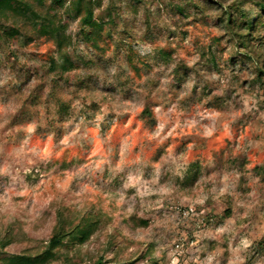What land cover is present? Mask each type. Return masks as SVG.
Wrapping results in <instances>:
<instances>
[{
	"label": "clouds",
	"instance_id": "obj_1",
	"mask_svg": "<svg viewBox=\"0 0 264 264\" xmlns=\"http://www.w3.org/2000/svg\"><path fill=\"white\" fill-rule=\"evenodd\" d=\"M262 242L264 0H0V264H264Z\"/></svg>",
	"mask_w": 264,
	"mask_h": 264
},
{
	"label": "trees",
	"instance_id": "obj_2",
	"mask_svg": "<svg viewBox=\"0 0 264 264\" xmlns=\"http://www.w3.org/2000/svg\"><path fill=\"white\" fill-rule=\"evenodd\" d=\"M96 222L97 221H92L91 219L81 221L82 227L80 226L78 227H80V235L82 239H87L88 236L91 235L95 226L97 225ZM141 223H147V222L141 221ZM58 242H59L58 240H54L52 243L56 244ZM51 258H52L51 254L45 252L43 254L36 253L35 257H33V255L30 254H24L18 257H7L6 259H8V262L10 264H46L50 262Z\"/></svg>",
	"mask_w": 264,
	"mask_h": 264
},
{
	"label": "rangeland",
	"instance_id": "obj_3",
	"mask_svg": "<svg viewBox=\"0 0 264 264\" xmlns=\"http://www.w3.org/2000/svg\"><path fill=\"white\" fill-rule=\"evenodd\" d=\"M26 116H27V113H22L20 119L26 118ZM94 151H95V148L92 149V152H94ZM89 155H91V153H89ZM64 167H68L67 160L64 163ZM46 194H47L46 192L41 193V195H46ZM225 214L226 215L230 214V210H228ZM90 215H91V213H89V217H90ZM89 217H85L83 220L90 219ZM96 221H97L96 223L98 225L99 221L98 220H96ZM96 226H95V228H96ZM95 228H94V230H95ZM12 243H14V241L12 239H9L8 241H6V244H12ZM261 247L264 248V242L261 243ZM29 252H31V250H29ZM25 254H28V253H25ZM3 264H10V263L8 262V259L5 258ZM46 264H50V262H48Z\"/></svg>",
	"mask_w": 264,
	"mask_h": 264
}]
</instances>
